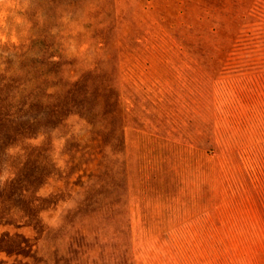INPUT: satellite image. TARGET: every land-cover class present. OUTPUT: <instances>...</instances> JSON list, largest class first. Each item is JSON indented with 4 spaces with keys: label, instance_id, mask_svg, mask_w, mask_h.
<instances>
[{
    "label": "rangeland",
    "instance_id": "obj_1",
    "mask_svg": "<svg viewBox=\"0 0 264 264\" xmlns=\"http://www.w3.org/2000/svg\"><path fill=\"white\" fill-rule=\"evenodd\" d=\"M40 70L66 110L0 118V264H264V0H0V87Z\"/></svg>",
    "mask_w": 264,
    "mask_h": 264
},
{
    "label": "trees",
    "instance_id": "obj_2",
    "mask_svg": "<svg viewBox=\"0 0 264 264\" xmlns=\"http://www.w3.org/2000/svg\"><path fill=\"white\" fill-rule=\"evenodd\" d=\"M42 64L40 63V65ZM52 74L50 71L40 70L27 91L26 88H20L13 84H3L0 87V118L10 121L20 115L26 117L28 111L31 110L39 117L46 116L49 121L59 120L63 116L67 104V100L61 99L64 93L62 88L65 84L53 83ZM51 89L54 91L50 92ZM2 136L3 139L11 137L10 134L2 135L0 132V143L3 141ZM2 145L0 144V149Z\"/></svg>",
    "mask_w": 264,
    "mask_h": 264
}]
</instances>
